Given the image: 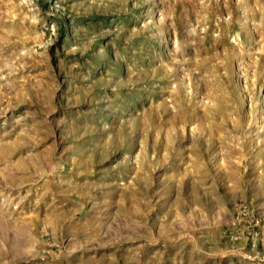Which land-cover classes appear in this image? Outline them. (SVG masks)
Masks as SVG:
<instances>
[{
    "label": "rangeland",
    "instance_id": "obj_1",
    "mask_svg": "<svg viewBox=\"0 0 264 264\" xmlns=\"http://www.w3.org/2000/svg\"><path fill=\"white\" fill-rule=\"evenodd\" d=\"M0 264H264V0H0Z\"/></svg>",
    "mask_w": 264,
    "mask_h": 264
}]
</instances>
